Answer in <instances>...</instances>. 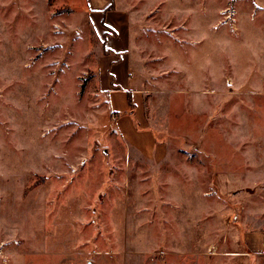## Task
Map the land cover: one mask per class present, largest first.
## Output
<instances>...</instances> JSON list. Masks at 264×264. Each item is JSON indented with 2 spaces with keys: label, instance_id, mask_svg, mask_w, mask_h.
Returning a JSON list of instances; mask_svg holds the SVG:
<instances>
[{
  "label": "rangeland",
  "instance_id": "374dc122",
  "mask_svg": "<svg viewBox=\"0 0 264 264\" xmlns=\"http://www.w3.org/2000/svg\"><path fill=\"white\" fill-rule=\"evenodd\" d=\"M61 1L0 0V264H233L236 224L264 227V0H117L147 154Z\"/></svg>",
  "mask_w": 264,
  "mask_h": 264
},
{
  "label": "crops",
  "instance_id": "0c3cea01",
  "mask_svg": "<svg viewBox=\"0 0 264 264\" xmlns=\"http://www.w3.org/2000/svg\"><path fill=\"white\" fill-rule=\"evenodd\" d=\"M61 2L70 8V11L73 10L74 0H62ZM83 4L82 12L87 16H82L83 26L80 28L84 30L87 25L90 31L94 30L99 37L100 50L94 56V65H91L94 66L92 83L98 89L99 96L104 98L110 114L109 118L113 119L112 124L126 146L134 147L146 154L150 153L156 142L145 122L142 107V92L144 91L140 86V79L134 66L135 60L132 57L138 52L135 51L131 55L127 66L123 65L121 58L125 54V45L128 40L124 37L125 35H122L124 30L118 29V26L122 23L126 10L123 6H119L120 2L117 0H84ZM42 5H40L41 8H43ZM42 10L44 13V9ZM68 17L69 23L65 31L69 33H74V30L78 31L77 28L72 27L73 19H70V12H68ZM151 21L154 22L155 19ZM87 54L88 52L83 55L85 59L88 57ZM119 80H125V84L126 81L131 80L133 85L128 83L130 85L128 87L120 86L116 83ZM141 135L148 139L147 144L140 141L139 136ZM242 225L243 222H238L234 228L237 230H235L237 240L235 250L228 254L230 259L233 264L237 263L240 258H246V264H264V227L242 229Z\"/></svg>",
  "mask_w": 264,
  "mask_h": 264
}]
</instances>
